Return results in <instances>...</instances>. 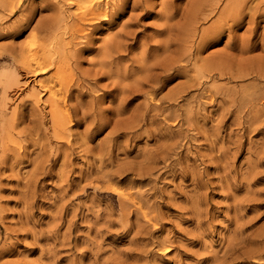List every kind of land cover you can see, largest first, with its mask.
<instances>
[{"label":"rangeland","instance_id":"374dc122","mask_svg":"<svg viewBox=\"0 0 264 264\" xmlns=\"http://www.w3.org/2000/svg\"><path fill=\"white\" fill-rule=\"evenodd\" d=\"M6 3L0 264H264V0Z\"/></svg>","mask_w":264,"mask_h":264},{"label":"bare ground","instance_id":"6f19581e","mask_svg":"<svg viewBox=\"0 0 264 264\" xmlns=\"http://www.w3.org/2000/svg\"><path fill=\"white\" fill-rule=\"evenodd\" d=\"M8 2L9 3V0H5V2ZM11 2V1H10ZM8 3H6V5H7V7L9 8V6L12 4H8ZM5 5V6H6ZM12 6V5H11ZM4 7V6H3ZM7 7H4V8H7ZM11 10H12V7H11ZM14 10V9H13ZM79 10V9H78ZM79 11H81L82 12V9H80ZM84 12V11H83ZM85 15V14H84ZM83 15V16H84ZM82 16V17H83ZM83 19V18H82ZM30 55H31V53H29ZM28 55V54H27ZM33 56H32V58H31V60L29 61L28 59H29V57H31V56H29V57H26V58H28V59H26V58H23L22 59V62H23V66L27 69V71L29 72V73H33V70H32V68L33 67H31L32 65H31V63L33 62L35 65H37L38 66V68H40V69H45L47 66H50V65H55L56 66V63L53 61V60H51V58H48V57H43L42 59H40L39 57H38V55L37 54H32ZM36 66V67H37ZM58 68V67H57ZM59 69V68H58ZM36 70H37V68H36ZM35 70V71H36ZM60 71V70H59ZM18 79V78H17ZM17 79H15V80H17ZM15 80H14V82H15ZM18 82V81H17ZM13 84V83H12ZM62 85V84H61ZM60 85V86H61ZM11 87H12V85H11ZM62 90V89H61ZM6 92V91H5ZM64 93V92H63ZM6 94V93H5ZM53 94V93H52ZM62 94V93H61ZM63 101V100H62ZM65 101V100H64ZM56 102H57V100H56ZM61 102V101H60ZM63 103V102H62ZM58 104V103H57ZM60 104V103H59ZM5 105H7V104H5ZM60 106V105H59ZM61 108V107H60ZM5 110V109H4ZM60 110V109H59ZM51 115V114H50ZM62 115V114H61ZM63 116V115H62ZM67 117V116H66ZM11 122V121H10ZM63 122V121H62ZM12 123V122H11ZM6 124H8V123H6ZM16 124V123H15ZM8 127V126H7ZM58 128V127H57ZM52 129V128H51ZM7 130H8V128H7ZM6 130V131H7ZM63 130H65V129H63ZM59 131H60V129H59ZM62 132V131H61ZM4 134V133H3ZM4 136H5V134H4ZM262 244H263V242H262Z\"/></svg>","mask_w":264,"mask_h":264}]
</instances>
